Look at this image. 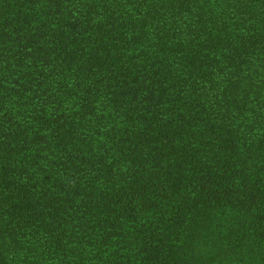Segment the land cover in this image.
Here are the masks:
<instances>
[{
    "label": "trees",
    "instance_id": "obj_1",
    "mask_svg": "<svg viewBox=\"0 0 264 264\" xmlns=\"http://www.w3.org/2000/svg\"><path fill=\"white\" fill-rule=\"evenodd\" d=\"M0 264H264V0H0Z\"/></svg>",
    "mask_w": 264,
    "mask_h": 264
}]
</instances>
